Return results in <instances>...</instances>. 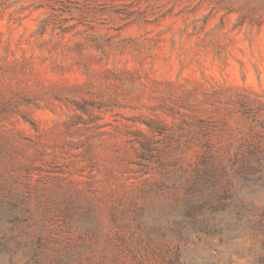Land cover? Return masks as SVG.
Instances as JSON below:
<instances>
[{"label": "rangeland", "instance_id": "1", "mask_svg": "<svg viewBox=\"0 0 264 264\" xmlns=\"http://www.w3.org/2000/svg\"><path fill=\"white\" fill-rule=\"evenodd\" d=\"M0 264H264V0H0Z\"/></svg>", "mask_w": 264, "mask_h": 264}]
</instances>
